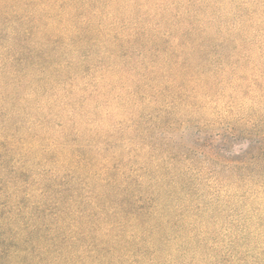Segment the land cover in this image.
<instances>
[{
  "label": "rangeland",
  "instance_id": "374dc122",
  "mask_svg": "<svg viewBox=\"0 0 264 264\" xmlns=\"http://www.w3.org/2000/svg\"><path fill=\"white\" fill-rule=\"evenodd\" d=\"M109 2L103 17L106 28L122 26L125 34L137 36L139 47L148 56L156 50L166 55L162 50L169 48L185 68L178 67L174 57L157 93L158 102L149 107L148 101L138 97L136 104L147 106L138 109L134 91L151 94L146 77L124 72L122 78L109 80L112 87L102 79L85 96L79 93L84 89L81 82H73L76 67L65 75L73 83L72 89H65L58 86L65 85L66 77H60L62 82L57 78L50 82L40 76L23 80L22 76H8L1 58L0 93L9 101L0 99V226H5L0 234L11 226L7 223L11 214L14 217L41 205L47 201L45 193L54 199L49 205H58L67 218L102 214L92 206L99 195L102 204L108 202L104 197L108 185L101 166H84L82 158L86 141L94 138L95 147L102 142L101 158L114 157L112 165L130 171L134 183L148 185L144 194L171 181L167 170L170 162H175L178 175L182 174L180 185L190 197L184 203L168 196L165 203L190 209L191 217L187 215L183 223L188 240L185 245L172 241L162 264H264V159L255 163L247 155L258 154L251 149L256 140L264 149V0H164L159 5L165 8L158 12L156 1ZM50 13L48 7L42 11L43 15ZM15 19L3 28L5 36ZM57 22L53 17L44 22L52 33L46 36L50 43L43 51L52 54L51 42L63 41ZM181 23L184 26L176 28L180 47L174 49L163 34ZM190 29L194 30L192 35ZM21 36L16 39L18 49L39 47L35 44L38 36ZM129 40L123 52L134 55ZM21 57L19 70L30 56L25 53ZM66 58L61 57L62 64L67 63ZM86 70L97 76L90 67ZM94 90L101 93L93 94ZM90 95L96 100L86 101ZM71 96L78 101L73 102ZM13 97L22 103L15 105ZM81 113L84 116L76 121L82 141L78 131L65 137L64 123ZM94 119L98 134L89 127ZM116 125L127 127L123 138ZM130 138L135 147L129 155V149L120 146ZM91 153L88 155H94ZM110 200L117 201L114 197ZM126 202L135 206L130 198ZM15 244L7 246L10 260L19 253L20 246ZM136 250L139 253L132 260L149 264V245Z\"/></svg>",
  "mask_w": 264,
  "mask_h": 264
},
{
  "label": "trees",
  "instance_id": "16d2710c",
  "mask_svg": "<svg viewBox=\"0 0 264 264\" xmlns=\"http://www.w3.org/2000/svg\"><path fill=\"white\" fill-rule=\"evenodd\" d=\"M38 1L0 0V18L3 19L0 23V61L1 58H4L3 72L5 74L14 78L22 76V80L32 75L31 77L40 76L50 82L53 78H57L59 82H62L60 77H66L68 71L72 67H76L78 70L72 75L73 82L80 81L84 89L83 92L79 90V93L87 96L86 93L90 87L100 83L102 79L108 80V86L112 87L113 85L109 81L112 77L120 79L124 72L135 73V78L141 76L149 79L148 88L151 91V94L148 95L146 92L136 89L133 96L135 106L138 109L141 107L147 109V106L136 104L138 97H143L148 101L149 107L158 102L159 94L157 93L167 78L166 68L172 63L174 57L178 59V56L175 55L176 52L170 53L169 48L166 47L162 50L167 51L166 55L159 50L152 54L149 51V56L145 55L139 47L141 43L136 40L137 36L131 37L132 34L128 36L124 33L122 26V28L120 26L116 28L114 26L112 29L106 28L103 17L107 0ZM109 1L108 4L113 5L119 0ZM153 1H156L154 4H156L157 12L161 9L164 10L165 7L159 5L164 0H149V2ZM47 7L51 11L49 16L42 14V11ZM61 8L64 12H61ZM165 13L166 11L161 13L163 17H165ZM116 14L118 13L116 12ZM52 17L54 21L57 19L56 29L61 30L63 39L62 42L61 40L51 42L52 48L54 47L53 54L50 51H43L50 43L47 37L52 33L50 26L44 22L49 21ZM62 17L65 21L60 19ZM14 18H16L15 23L7 37L2 33L3 28L9 24L12 25L11 21ZM182 26H184L182 23L174 24L173 29L163 34L164 38L168 39L167 45L171 43L170 47L174 49L180 47L176 28L180 29ZM118 28L121 29L117 31ZM114 31L116 35H113ZM193 32L194 30L190 29L188 33L192 35ZM23 35L29 36V39L38 36L39 40L35 44H38L39 47L18 49L19 47L16 46L17 37H23ZM64 38L69 41L65 42ZM128 39H130L129 43L133 44L131 49H134V55H127L126 51L123 52V46ZM6 43L7 45H5ZM25 53H28L30 57L26 59L25 67L19 70L17 67L22 62L21 56ZM65 55L68 61L62 64L60 59ZM132 59L135 61L134 64L131 63ZM85 61L86 63H84ZM176 65L185 68L181 58L176 61ZM85 66L96 71L97 76L89 74ZM50 71L52 72L50 73ZM64 79L65 85L59 83L58 87L72 89V79L70 77ZM98 92L99 90H94L93 94ZM153 92L154 94H152ZM69 93L72 94V92ZM71 98L73 102L78 101L76 97L71 96ZM0 99L4 103L9 101L5 93H0ZM85 99L86 101L96 100L91 95ZM11 102H15V105L22 103L14 97ZM7 106L8 104L5 106L6 110L9 107ZM84 114L76 115V118H71L68 123H64L62 133L65 134V137L68 133L76 135L78 131L80 133L78 139L82 141L83 134L76 120ZM94 120L89 123V127L93 129L97 128L96 119ZM117 127H119L117 134L123 138L122 135L127 131V127L123 128L121 125ZM128 127L132 128L133 126ZM95 130L98 134L99 131ZM135 131L140 132L138 129ZM131 139L133 138L120 146V148H128L129 155L134 152L131 148L135 147L134 139L133 141ZM92 140L94 138L86 141L83 147L86 149L85 155H83L84 157L80 156L86 161L84 166H101H99V170L104 183L108 185L104 196L108 202L105 201L102 204V197L99 195L97 202L93 206L92 203L90 205L102 214L100 213L98 217L96 212L91 215L81 214L78 220L67 218L58 205L53 207L49 205V200L54 199L45 193L44 197L47 196V201L31 208V211L29 208L27 211L18 212L14 217L11 214L13 211L7 212L11 214L10 219L7 220L11 226L8 230L4 229L5 232L2 235L0 234V264H124L125 262L138 264L137 260H132L133 256L139 253V250L136 249H143L148 245L149 264H162V259L172 241L185 245L188 240V228L183 223H185L187 215L191 217L190 209L184 205L173 207L171 204L165 203V198L168 196L180 198L182 201L184 200V203L189 196L186 187L180 185L183 176L182 174L178 175L180 172L178 168H175L176 163L170 162L167 169L170 171L171 181L164 182L157 190L147 191V193L149 192L148 196L147 193L144 194L148 185L139 183V181L134 183L130 171L123 170L115 163L112 165L116 160L114 157L101 158L103 148L100 145L102 142L98 141L97 147H95ZM255 142L251 149L258 154L249 152L247 155L253 157L256 163V161L264 159V149L263 145H256L258 140ZM90 151L94 155H88ZM136 157L139 156L136 155ZM110 197H114L117 201L110 200ZM129 198L135 202V206L128 205L126 201ZM4 220L6 219L4 218ZM4 227L0 226V230ZM85 227H89V229ZM113 232H117V234L114 235ZM148 232L149 237H147ZM148 238L149 241H147ZM13 243H16L15 247L20 246V249L18 255L13 256L10 260L8 257L10 250L7 249V246L12 247ZM142 256H144L143 253Z\"/></svg>",
  "mask_w": 264,
  "mask_h": 264
}]
</instances>
